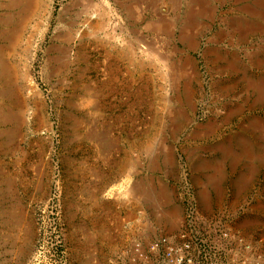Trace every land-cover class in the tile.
Instances as JSON below:
<instances>
[{"label": "rangeland", "instance_id": "rangeland-1", "mask_svg": "<svg viewBox=\"0 0 264 264\" xmlns=\"http://www.w3.org/2000/svg\"><path fill=\"white\" fill-rule=\"evenodd\" d=\"M48 1L4 57L0 25V197L25 209L27 264H167L150 242L192 217L219 264H264V0H134L133 19L108 0L101 31V0ZM171 40L175 81L143 52Z\"/></svg>", "mask_w": 264, "mask_h": 264}, {"label": "bare ground", "instance_id": "bare-ground-1", "mask_svg": "<svg viewBox=\"0 0 264 264\" xmlns=\"http://www.w3.org/2000/svg\"><path fill=\"white\" fill-rule=\"evenodd\" d=\"M53 2L54 0H50V1H48V2ZM81 1V0H80ZM79 1V2H80ZM112 2H113V5L116 7V8H118L119 10H120V13L122 14V15H124V16H126L125 18H127V19H133V18H135L134 17V14H135V12H134V10H135V8L136 9H138V7H135L136 5H138V3H136L135 4V1L134 0H111ZM133 1H134V3H133ZM184 0H182V2H183ZM81 2H88V1H81ZM138 2V1H137ZM186 2V5L189 7V12H190V14L191 15H199V14H201V10H204L205 9V6L206 5H201L200 4V1L199 2H197V4L198 5H193L192 3H194L195 2V0H187V1H185ZM235 2H236V0H235ZM262 2V1H261ZM94 3V2H93ZM97 3V2H96ZM60 4V3H59ZM76 4H78V2L76 3ZM80 4V3H79ZM84 4V3H83ZM92 1L90 0V5H88V6H91L92 7ZM135 4V5H134ZM182 4V3H181ZM38 5H39V0H0V25H3V27H5V26H10V27H12L11 29H9V31H4L5 29H3V41L5 42V47H3V57L4 56H6V55H11V51H13L15 48H17V46H18V42H19V40H20V36H21V33L24 31V29H25V26L28 24V22L30 21V19H31V16L33 15V13H34V11H36V8H38ZM139 5H140V3H139ZM148 5H150V4H148ZM47 6V5H46ZM88 6H86L85 7V5H84V8L85 9H88ZM96 6H97V10H98V12L97 13H91L92 14V18H95L96 19V21H93V22H91L89 25H91V28L92 29H94V30H99V29H103L105 26L107 27V20L110 18L111 19V11L109 10V9H111V8H109V6H110V1H108V0H101V4H96ZM165 6V5H164ZM163 6V7H164ZM198 6H199V8H198ZM245 6V5H244ZM47 7H49V6H47ZM47 7H45V8H47ZM72 7V6H71ZM75 7V6H74ZM82 7H83V5H82ZM94 7H95V5H94ZM93 7V8H94ZM109 9H108V8ZM110 7H112V6H110ZM166 7V6H165ZM175 7V6H174ZM43 8V7H42ZM52 8V7H51ZM90 8V7H89ZM253 8V7H252ZM251 8V9H252ZM263 8V7H262ZM53 9V8H52ZM65 9V8H64ZM105 9H106V12H105ZM172 9V8H171ZM240 9V8H239ZM250 9V10H251ZM67 10H69V9H67ZM92 10V9H91ZM107 10H109V12L107 11ZM152 10V9H151ZM212 10V9H211ZM253 10V9H252ZM45 11H47V9L45 10ZM88 11H90L89 9H88ZM87 11V12H88ZM94 11H96V10H93V12ZM174 11V10H173ZM248 11V10H247ZM254 11V10H253ZM44 12V11H43ZM48 12V11H47ZM65 12V11H64ZM67 12V11H66ZM69 12V11H68ZM81 12V14H79V15H82V11H80ZM83 12H85V11H83ZM92 12V11H91ZM86 13V12H85ZM110 13V14H109ZM1 14H2V16H1ZM62 14H63V12H62ZM68 14H70V13H68ZM90 14V15H91ZM207 14V13H206ZM257 14V13H256ZM262 14V13H261ZM254 15V14H253ZM259 15V14H258ZM61 16V15H60ZM178 16V15H177ZM188 16V15H187ZM210 16V15H209ZM263 16H264V14H263ZM115 17V16H114ZM189 17V16H188ZM191 17V16H190ZM137 18V17H136ZM175 18H177L176 16H175ZM60 19V18H59ZM109 19V20H110ZM162 19H163V21H162ZM189 19V18H188ZM117 22H116V24H115V26H117V27H122V28H124V25H123V23H122V21L120 20V18H116L115 19ZM160 20V21H159ZM158 20V22H161V24L163 25H161L164 29H165V26H169L168 28L170 29V27L172 26V25H169V24H167V22H165L166 20H164V18H161V19H159ZM185 20V19H184ZM193 18L190 20V22H188V25L187 26H185L186 27V32H185V30L182 32V33H180V34H186V33H190V32H187V31H189L190 30V28H193ZM222 20V19H221ZM220 20V21H221ZM224 20V19H223ZM183 21V20H182ZM88 22V21H87ZM37 23V22H36ZM82 23V22H81ZM228 23V22H227ZM39 24H40V22H39ZM74 24V23H73ZM150 24V23H149ZM173 24V23H172ZM195 24V23H194ZM151 25V24H150ZM70 26V25H69ZM159 26V25H158ZM35 27H37V26H35ZM183 27V26H182ZM242 27V26H241ZM254 27V26H253ZM109 28V27H108ZM198 28H200V27H198ZM202 28V27H201ZM235 28V27H234ZM256 28V27H255ZM38 29V28H37ZM153 29V28H152ZM184 29V28H183ZM249 29V28H248ZM6 30H7V28H6ZM74 30V29H73ZM105 30V29H104ZM115 30V29H114ZM113 30V31H114ZM236 31H238V30H240V29H235ZM241 30H243V29H241ZM252 30V29H251ZM255 30V29H254ZM37 31V30H36ZM99 31H101V30H99ZM121 31V30H120ZM134 31V30H133ZM139 31V30H138ZM137 31V32H138ZM168 31L169 30H167V33H168ZM21 32V33H20ZM81 32V31H80ZM132 32V31H131ZM172 32V31H171ZM239 32V31H238ZM245 32V31H244ZM69 33V32H68ZM196 33V32H195ZM241 33V32H240ZM70 34V33H69ZM69 34H67V35H69ZM85 34H86V32H85ZM93 34H94V32H93ZM105 34V33H104ZM169 34V33H168ZM244 34V33H243ZM36 35V34H35ZM66 35V34H65ZM191 35H192V33H191ZM225 35V34H224ZM241 35V34H240ZM34 36V35H33ZM63 36V35H62ZM62 36H61V40H64V38H62ZM90 36V35H89ZM92 36V35H91ZM102 36V35H101ZM106 36V35H105ZM113 36V35H112ZM170 36H173V35H170ZM79 37V36H78ZM245 37H246V35H245ZM112 38V37H111ZM184 38H185V35L184 36H182L181 37V39L180 40H184ZM30 39H31V37H30ZM68 39V38H67ZM66 38H65V40H67ZM71 39V38H70ZM135 39V38H134ZM210 39V38H209ZM59 40V39H58ZM60 40V41H61ZM64 40V41H65ZM152 40V39H151ZM166 40V39H165ZM168 40V39H167ZM214 41V40H213ZM233 41V40H232ZM35 42V41H34ZM218 42V41H217ZM141 43V42H140ZM146 43H148V42H146ZM150 43V42H149ZM153 43V42H152ZM162 43H164V42H162ZM172 44V45H169V44ZM177 43V42H176ZM191 44H192V42H190ZM20 44V43H19ZM155 44H156V42H155ZM166 44H167V46L169 45V49L167 50V52H164V53H162V49H164V47L161 49V47H159V48H157V46H155V47H153V45L154 44H151V45H145V46H143V52H148L151 56H154V57H157V59H159V61H161L162 63H163V65H164V67L166 66V74H167V77H168V79H169V81L170 80H174L175 81V79H176V77H180L181 75H182V73L185 71L184 69V67H182V64H181V62H180V60H181V54H180V50L176 47V46H173V42H172V40L170 41V42H166ZM26 45H27V43H26ZM157 45V44H156ZM164 45H165V43H164ZM163 45V46H164ZM194 45V44H193ZM29 46V45H28ZM172 46V47H171ZM198 46V45H197ZM208 46V45H207ZM30 47V46H29ZM60 47V46H59ZM190 47V46H189ZM213 47V46H212ZM29 49V48H28ZM54 49V52H55V48H53ZM64 49V48H63ZM65 50V49H64ZM67 50V49H66ZM165 50V49H164ZM20 51V50H19ZM23 51V50H22ZM56 51H57V49H56ZM60 51V50H59ZM134 51V50H133ZM21 52V51H20ZM61 52V51H60ZM182 52V51H181ZM214 52V51H213ZM212 52V53H213ZM245 52V51H244ZM32 53V52H31ZM183 53V52H182ZM32 55V54H31ZM217 55V54H216ZM57 55L55 54V57H56ZM180 56V57H179ZM189 56V55H188ZM248 56V55H247ZM2 57V56H1ZM10 56H8V58H9ZM59 57H60V55H59ZM58 57V58H59ZM65 57V56H64ZM69 56H67V58H68ZM108 57V56H107ZM150 57V56H149ZM24 58V57H23ZM35 58V57H34ZM57 58V59H58ZM61 58H63V57H60V60H61ZM66 58V57H65ZM153 58V57H152ZM179 58V59H178ZM185 58V57H184ZM188 58V57H187ZM26 59V58H25ZM51 59H53L52 57H51ZM64 59V58H63ZM214 59V58H213ZM224 59V58H223ZM48 60V59H47ZM54 60V59H53ZM31 61H32V58H31ZM150 61H152V60H150ZM188 61V60H187ZM3 61H1L0 63H2ZM52 62V61H51ZM105 62V61H104ZM10 63V62H9ZM103 63V62H102ZM7 64V63H6ZM13 65V64H12ZM142 65V64H141ZM229 65V64H228ZM6 66V65H5ZM15 66H17V65H15ZM52 66V65H51ZM13 67V66H12ZM29 67V66H28ZM118 67V66H117ZM233 67V66H232ZM231 67V68H232ZM14 68V67H13ZM223 68V67H222ZM235 68V67H234ZM110 69V68H109ZM115 69V68H114ZM27 70V69H26ZM158 70V69H157ZM189 70V69H188ZM186 71H187V69H186ZM193 71V70H192ZM117 72V71H116ZM110 73V72H109ZM112 73V72H111ZM162 74V73H161ZM170 74V75H169ZM150 75V74H149ZM8 77V71H7V69L5 68L4 69V67L2 68L1 67V64H0V77ZM170 76V77H169ZM185 76V75H184ZM25 77H31V75H30V71H27L26 72V76ZM162 79V78H161ZM115 80H116V78H115ZM150 80V79H149ZM177 80V79H176ZM28 81V80H27ZM114 81V80H113ZM263 81V80H262ZM16 82V81H15ZM250 82V81H249ZM32 83H33V81H32V79H30V87H33L32 86ZM121 83V82H120ZM174 83V82H173ZM186 83V82H185ZM188 83V82H187ZM28 85H29V83H27ZM172 84V83H171ZM177 84H175V86H176ZM179 85V84H178ZM253 85V84H252ZM131 86V85H130ZM170 86V85H169ZM248 86V85H247ZM25 87H26V85H25ZM29 87V86H28ZM106 87V86H105ZM112 87V86H111ZM171 88L170 89H172V86H170ZM224 87V86H223ZM251 87V86H250ZM100 88V87H99ZM18 89V88H17ZM24 89V88H23ZM34 89V88H33ZM93 89H95V88H93ZM112 89V88H111ZM169 89V90H170ZM19 90V89H18ZM27 90H31V89H27ZM25 91V90H24ZM98 91V90H97ZM139 91V90H138ZM13 92V91H12ZM21 92V91H20ZM101 92V91H100ZM116 92V91H115ZM136 92V91H135ZM172 92V91H171ZM210 92V91H209ZM40 93V92H39ZM191 93V92H190ZM36 94V93H35ZM140 94V93H139ZM38 95H40V94H38ZM238 95V94H237ZM6 96V94H5V92H3V97H5ZM34 96V95H33ZM109 96V95H108ZM135 97V96H134ZM137 97V96H136ZM140 97V96H139ZM190 97V96H189ZM202 97V96H201ZM247 97V96H246ZM97 98V97H96ZM142 98V97H141ZM112 99V98H111ZM216 99V98H215ZM235 99V98H234ZM142 101V100H141ZM148 101V100H147ZM33 102V101H32ZM181 102V101H180ZM133 103H134V101H133ZM20 104H23V103H20ZM38 104V103H37ZM96 104V103H95ZM246 104V103H245ZM76 105V104H75ZM136 106V105H135ZM240 106V105H239ZM1 107V106H0ZM98 107V106H97ZM152 107V106H151ZM28 108V107H27ZM139 108V107H138ZM210 108V107H209ZM241 108V107H240ZM243 108V107H242ZM25 111L27 110V109H24ZM193 110V109H192ZM215 110V109H214ZM8 111V110H7ZM24 111V112H25ZM216 111V110H215ZM22 112V111H21ZM10 113V112H9ZM26 113V112H25ZM24 113V114H25ZM24 114H22V115H24ZM176 114V113H175ZM9 115H11V114H9ZM21 115V116H22ZM182 115V114H181ZM12 116V115H11ZM20 116V117H21ZM185 116V115H184ZM12 117H16V116H12ZM12 117H8V116H6V115H3V113H0V123L1 124H7L8 122H11L12 123V121L14 120V118H12ZM173 117V116H172ZM186 117V116H185ZM24 118V117H23ZM22 117L21 118H19V119H23ZM217 118V117H216ZM140 119V118H139ZM256 120V119H255ZM260 120V119H259ZM21 122V121H20ZM191 122V121H190ZM254 123V122H253ZM258 123V122H257ZM133 124V123H132ZM189 124V123H188ZM148 125V124H147ZM255 125V124H254ZM1 126V125H0ZM14 126H16V125H14ZM178 126V125H177ZM176 126V127H177ZM257 126V125H256ZM255 126V127H256ZM264 126V125H263ZM175 127V128H176ZM258 127H261V126H259L258 125ZM3 128V127H2ZM260 129V128H259ZM197 130V129H196ZM161 131V130H160ZM259 131V130H258ZM261 132H263V131H261ZM4 133V132H3ZM199 133H201V132H199ZM211 133V132H210ZM19 134V133H18ZM91 134V133H90ZM207 134V133H206ZM200 135V134H199ZM258 135V134H257ZM1 136H3V135H1ZM260 136V135H259ZM10 137V136H9ZM195 137V136H194ZM261 139V138H260ZM97 140V139H96ZM156 140V139H155ZM249 143V142H248ZM259 144V143H258ZM95 146V145H94ZM225 146V145H224ZM222 147V146H221ZM264 147V146H263ZM232 150V149H231ZM247 150V149H246ZM233 153V152H232ZM236 153V152H235ZM239 154V153H238ZM247 154V153H246ZM250 155V154H249ZM32 156V155H31ZM251 157H253V156H251ZM257 157V156H256ZM259 157V156H258ZM241 158V157H240ZM239 159V158H238ZM252 159V158H251ZM220 162V161H219ZM251 164V163H250ZM250 166V165H249ZM251 166H252V164H251ZM135 189V188H134ZM136 192V191H135ZM139 192V191H138ZM137 193V192H136ZM139 194V193H138ZM144 198H146V197H144ZM174 223V222H173Z\"/></svg>", "mask_w": 264, "mask_h": 264}, {"label": "built area", "instance_id": "built-area-1", "mask_svg": "<svg viewBox=\"0 0 264 264\" xmlns=\"http://www.w3.org/2000/svg\"><path fill=\"white\" fill-rule=\"evenodd\" d=\"M57 196V193L53 196L54 202L58 200ZM199 221H201L199 217H192L190 220L191 229L186 228L176 234L159 236L150 242L148 250L160 255L167 264H219L209 254L213 248L209 246L208 240L193 229L196 222ZM229 237L230 235L223 231L219 235V239H228ZM50 261L49 264H66L64 261L60 263L53 262V259Z\"/></svg>", "mask_w": 264, "mask_h": 264}, {"label": "crops", "instance_id": "crops-1", "mask_svg": "<svg viewBox=\"0 0 264 264\" xmlns=\"http://www.w3.org/2000/svg\"><path fill=\"white\" fill-rule=\"evenodd\" d=\"M6 183L11 186V178ZM6 195L4 206L1 205L3 197H0V208L3 207V216L0 217V264H27L29 256L23 254V248L31 249V240L23 227L29 225V219L25 217V209L17 205L14 197Z\"/></svg>", "mask_w": 264, "mask_h": 264}]
</instances>
